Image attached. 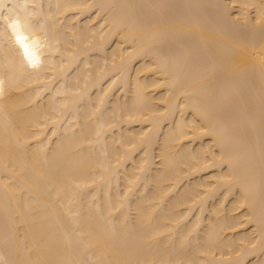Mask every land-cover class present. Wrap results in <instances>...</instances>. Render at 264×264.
I'll list each match as a JSON object with an SVG mask.
<instances>
[{
	"label": "bare ground",
	"instance_id": "obj_1",
	"mask_svg": "<svg viewBox=\"0 0 264 264\" xmlns=\"http://www.w3.org/2000/svg\"><path fill=\"white\" fill-rule=\"evenodd\" d=\"M0 264H264V0H0Z\"/></svg>",
	"mask_w": 264,
	"mask_h": 264
}]
</instances>
